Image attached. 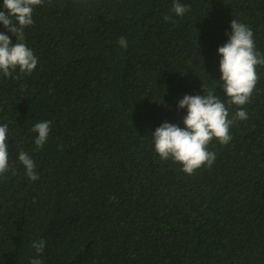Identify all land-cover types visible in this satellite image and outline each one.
I'll return each mask as SVG.
<instances>
[{
	"label": "trees",
	"instance_id": "trees-1",
	"mask_svg": "<svg viewBox=\"0 0 264 264\" xmlns=\"http://www.w3.org/2000/svg\"><path fill=\"white\" fill-rule=\"evenodd\" d=\"M43 0L24 30L38 59L20 79L0 73V264H264V66L227 144L194 174L161 160L151 133L183 128L185 95L219 85L217 49L230 22L264 55V0ZM3 0H0V10ZM165 16L172 19L165 21ZM0 33L16 38L0 24ZM123 36L127 48L117 43ZM51 121L37 150L33 126ZM32 157L31 181L18 155ZM15 171V175H13ZM45 240L39 255L33 241Z\"/></svg>",
	"mask_w": 264,
	"mask_h": 264
},
{
	"label": "clouds",
	"instance_id": "clouds-1",
	"mask_svg": "<svg viewBox=\"0 0 264 264\" xmlns=\"http://www.w3.org/2000/svg\"><path fill=\"white\" fill-rule=\"evenodd\" d=\"M43 0H3L0 10V24L16 38L13 45L9 35L0 33V73L4 77H13L19 70L15 79L21 75H30L37 67L38 59L32 49L24 43V30L33 24V11L36 6L42 5ZM173 12L183 16L190 11V7L173 0ZM165 21L172 18L165 16ZM231 32L228 41L217 49L219 54V71L221 73L219 85L227 97V105L241 106L235 115L229 119L228 107L214 92L204 95H185L178 103V109L187 110L183 118L184 127L169 122L162 123L152 134L154 149L161 160L171 159L182 165L181 171L192 175L202 166L211 167L216 154L208 150V145L215 138L219 143L227 145L232 136L230 127L237 120H247L246 105L256 87L258 75L256 66H264V55L255 49L253 31L246 24L232 19ZM119 46L127 48V40L121 36L117 42ZM51 121L36 123L32 131L38 133L35 139L36 149L43 148L48 140ZM8 125L0 126V176L9 168V151L6 144ZM19 162L24 166L26 175L31 181L39 179L35 163L31 156L24 151L18 155ZM15 175V171H13ZM46 241L41 239L33 241L32 247L37 255L41 254ZM30 264H42L39 258H32Z\"/></svg>",
	"mask_w": 264,
	"mask_h": 264
}]
</instances>
